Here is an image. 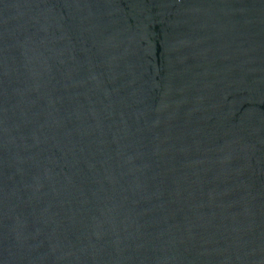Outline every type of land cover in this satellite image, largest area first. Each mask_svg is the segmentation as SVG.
Segmentation results:
<instances>
[{"label":"water","instance_id":"95a60500","mask_svg":"<svg viewBox=\"0 0 264 264\" xmlns=\"http://www.w3.org/2000/svg\"><path fill=\"white\" fill-rule=\"evenodd\" d=\"M0 264H264V0H0Z\"/></svg>","mask_w":264,"mask_h":264}]
</instances>
